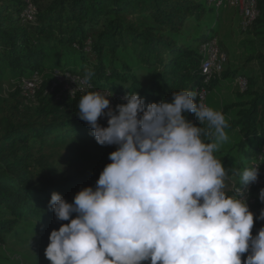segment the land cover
Instances as JSON below:
<instances>
[{"label":"trees","instance_id":"trees-1","mask_svg":"<svg viewBox=\"0 0 264 264\" xmlns=\"http://www.w3.org/2000/svg\"><path fill=\"white\" fill-rule=\"evenodd\" d=\"M29 4L34 12L25 20L21 13ZM257 7L259 15L247 29L238 8L229 7L238 14L239 33H247L250 43L242 63L235 66L228 58L230 48L219 40L227 62L220 76L206 80L201 44L219 32L223 12L229 8L217 10L207 0H0V90L5 80H18L0 99V249L19 238L47 247L51 231L69 222L56 219L49 207L51 195L58 192L71 203L82 188L95 185L116 150L114 145L97 144L88 124L79 119L83 94L57 96L55 71L78 78L86 91L113 94V108L125 102L129 90L148 104L171 102L173 92L181 90L194 91L201 100L204 87L205 104L221 111L229 124V139L215 154L225 168L243 170L261 157L264 51L257 40L264 43V0H257ZM213 10L217 16L208 22L206 14ZM186 22L193 31H183ZM255 60L262 62L259 78L244 72ZM43 72L49 74L32 94L33 102L27 103L23 80ZM89 74L88 84L82 83ZM238 77L248 81L245 90L238 87L234 99H220L225 82ZM186 115L207 129L195 113ZM100 123L107 126V119ZM229 177L231 194L239 176L232 171ZM262 188L264 182L254 187L255 202L249 203L254 217L264 209L259 199ZM261 227L264 220L256 219L253 235Z\"/></svg>","mask_w":264,"mask_h":264},{"label":"clouds","instance_id":"clouds-1","mask_svg":"<svg viewBox=\"0 0 264 264\" xmlns=\"http://www.w3.org/2000/svg\"><path fill=\"white\" fill-rule=\"evenodd\" d=\"M112 96L87 91L79 100L77 115L97 144L116 150L95 185L71 203L51 195L56 219L69 222L50 233V264H264V227L253 235L264 209L254 217L248 204L259 166L227 169L217 158L229 139L225 115L194 91L146 104L129 90L114 108ZM232 171L239 185L229 194ZM259 199L264 203V188Z\"/></svg>","mask_w":264,"mask_h":264},{"label":"rangeland","instance_id":"rangeland-1","mask_svg":"<svg viewBox=\"0 0 264 264\" xmlns=\"http://www.w3.org/2000/svg\"><path fill=\"white\" fill-rule=\"evenodd\" d=\"M233 7L237 6L234 5ZM205 8L209 10L207 4H205ZM237 8L238 10L240 9L239 7ZM229 9H226L225 12H223V16L220 20L219 32H214L213 36L217 39L218 43L219 40L223 41L230 48L231 54L228 55V58H230V63H233L235 66H240L243 56L245 55L243 50L244 48L249 46L250 43L248 40H246L249 36L247 33H239V30L241 28L237 23L238 14H235V10H233L232 8ZM28 12L29 10L27 7L26 10L21 13V17H23L25 20L31 19V16L29 14L30 12ZM239 13L242 21L240 10ZM215 16H217V12H215L214 10L212 12L209 11L206 14L208 22H214L213 18H215ZM193 29L194 28L191 26V22H186L183 26V31H193ZM257 44L259 49L264 51V43L257 40ZM225 59V61L227 62V57H225ZM225 65L226 63L224 64V67ZM262 71V62H260L259 60H255L249 63L244 68V72H246L249 76H253L256 78L260 77ZM48 74L49 72L35 73L31 78L24 79L23 83L21 82L23 87V94L26 97L27 103L33 102L34 95L32 94L35 93V89L41 84L42 80L46 78V76H48ZM52 77L53 86L58 91V97L66 95L75 98L77 94L84 95L88 91L85 90L86 88L83 89L79 87L78 80L74 76L61 74L55 71ZM17 84L18 80H5L3 83V88L0 90V99L6 96L10 91H12ZM237 84V78L232 82H230V80L226 81L224 86L221 88V92L219 94L220 99H222L223 101L234 99L235 92L239 89L238 87H240L238 86L239 84ZM30 85L34 86V88ZM112 100L113 97L111 98V107H113ZM227 183L229 184L230 181H227ZM22 240V238H19V241H11L7 244L8 248H6V250L0 249V264H50V261L45 257L46 247L41 245L38 246V244H36L35 242L27 244L25 242H22Z\"/></svg>","mask_w":264,"mask_h":264},{"label":"bare ground","instance_id":"bare-ground-1","mask_svg":"<svg viewBox=\"0 0 264 264\" xmlns=\"http://www.w3.org/2000/svg\"><path fill=\"white\" fill-rule=\"evenodd\" d=\"M207 2L213 6L216 7L217 10L229 8L230 6H237L240 9L241 15H242V27L243 29L249 28L259 15V10L257 7V0H207ZM244 5H245V11H246V16H244ZM29 14L30 16L34 12V7L32 4H29L28 6ZM216 44V50H217V66H211V51L212 47ZM201 52L203 53V60L201 63V69L203 74L206 76V80H210V78L214 76H220V74L223 71L224 64L226 63L225 57L226 54L225 52L221 51L218 41L216 38H212L209 41L201 44ZM225 62V63H224ZM78 80V78H77ZM238 86H240L241 89H244L247 87V80L244 77H238L237 78ZM83 83V82H82ZM31 87L34 88V86L30 85ZM87 86V85H86ZM25 88V87H24ZM208 90V89H207ZM204 87L200 90V99L204 102L205 104V99L208 95L207 91ZM207 103V101H206ZM206 105V104H205ZM207 106V105H206ZM264 156V148L261 154V157Z\"/></svg>","mask_w":264,"mask_h":264},{"label":"built area","instance_id":"built-area-1","mask_svg":"<svg viewBox=\"0 0 264 264\" xmlns=\"http://www.w3.org/2000/svg\"><path fill=\"white\" fill-rule=\"evenodd\" d=\"M227 1H229V0H227ZM244 16H246L245 5H244ZM253 25H254V23H253ZM211 66H217L216 44H214V46L212 47V51H211ZM253 164L256 166H259L260 175H259L258 182L249 186L248 204L255 202V198L252 196L254 187L259 186L264 182V157H257L255 159H253L250 162V165H253Z\"/></svg>","mask_w":264,"mask_h":264}]
</instances>
